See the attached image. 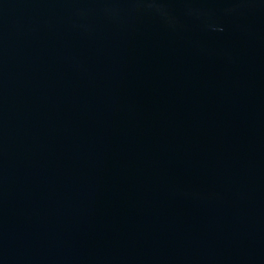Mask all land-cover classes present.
I'll use <instances>...</instances> for the list:
<instances>
[{
  "label": "water",
  "instance_id": "1",
  "mask_svg": "<svg viewBox=\"0 0 264 264\" xmlns=\"http://www.w3.org/2000/svg\"><path fill=\"white\" fill-rule=\"evenodd\" d=\"M0 264H264V0H0Z\"/></svg>",
  "mask_w": 264,
  "mask_h": 264
}]
</instances>
